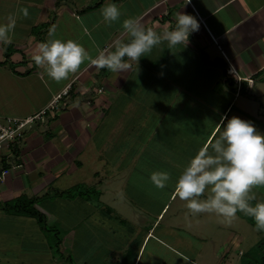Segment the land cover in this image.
I'll return each instance as SVG.
<instances>
[{
  "label": "crops",
  "instance_id": "crops-1",
  "mask_svg": "<svg viewBox=\"0 0 264 264\" xmlns=\"http://www.w3.org/2000/svg\"><path fill=\"white\" fill-rule=\"evenodd\" d=\"M109 3H115L121 11L120 19L111 25L105 23L100 14L102 7ZM21 9H27V17L22 15ZM177 12L197 15L201 21L200 30L189 37L188 43L169 48L167 42L162 41L140 60L128 61V69L110 72L107 77L101 69L87 62L79 74L88 68L92 71L77 85V90L72 84L77 76L67 78L58 87L47 85L45 68L37 67L31 59L36 46L50 39L48 32L53 26L55 33L51 39L73 40L88 53H93L94 58L100 51L114 50L117 41H130V35L122 28L125 19L139 18L145 29L150 28L162 35L175 27L174 14ZM10 14L15 15L16 25L9 33L11 43L0 42V83L5 82L13 97L5 102L0 100V121L37 114L70 84L73 87L71 94L74 91L75 94L65 101L64 110L48 118L46 125L36 126L22 141L0 151V205L21 198L35 200L36 209L47 219L50 217L56 221L53 216L59 213L62 205L65 206V200L61 197L64 192L55 189V183L67 174H78L92 152L103 157L98 153L105 147L109 148L111 141L115 140L110 131L111 120L120 125L124 118L134 114L130 112L132 108L125 106L126 103L130 106L134 103V98L127 95L132 87L135 93L143 92L153 98L160 95L167 102L195 101L201 110L197 113L167 111L166 107V111H138V123H144L145 116L150 118L154 114L152 121L157 123V131L148 136L154 142L161 139L162 144L168 145L173 141L174 134L167 132L162 135L159 129L169 117L175 122L174 115L181 117L182 124L190 122L196 127L198 135L195 138H200V132L207 130L194 155L209 141L214 142L218 138L217 130H222L220 121L225 116L251 121L258 131L264 133V0H0V23H7ZM35 31H38V37H35ZM8 53L11 56L7 58ZM132 74L137 77L133 78ZM100 78L98 95L101 97L95 103L84 101L82 95L88 93L90 82L100 81ZM138 83L142 86H137ZM125 99L128 100L126 103ZM182 107L177 106V110ZM130 124L132 128H127L128 131H136L135 121ZM120 138L118 135L117 139ZM181 138L178 134L175 136V139ZM133 157L128 168L125 166L127 160L122 162V159L117 170L98 158L97 163L101 164L99 172L90 181L82 178L80 186L88 191L92 187L101 190L111 181H126L130 172L136 169L138 156ZM5 170L9 174L4 176ZM124 190L122 185L105 192L102 188L95 194V201L88 193H82L69 201L68 205L75 207V215L73 213L67 218L76 221L77 213L85 212L88 214L85 217H89L83 222L85 227H97L100 223V229H103L107 221H91L90 218L99 215V220L105 219L103 212L113 210L103 203L102 198L106 193L122 195ZM253 191L258 201H264V187ZM52 192L56 194L54 199H46ZM171 196H174V191ZM166 207L164 205L156 215L153 227L143 228V231H149L141 238V248L136 251L135 247V251L130 252L133 246L126 243L124 247L121 241L119 249L124 253L126 264H138L145 243L160 239L155 232ZM33 221L0 211V225L8 224L16 230L14 234L24 238H31L30 230H33V234L40 236L45 253L51 258L50 243L41 231L39 233ZM89 234L93 236L91 242H95L94 232ZM73 239H69V250L77 257L83 248L80 249L76 238Z\"/></svg>",
  "mask_w": 264,
  "mask_h": 264
},
{
  "label": "rangeland",
  "instance_id": "rangeland-1",
  "mask_svg": "<svg viewBox=\"0 0 264 264\" xmlns=\"http://www.w3.org/2000/svg\"><path fill=\"white\" fill-rule=\"evenodd\" d=\"M54 13L55 11L53 15ZM34 35L38 37V31H35ZM92 54L89 51L90 57H92ZM87 62L85 61L76 73L69 75V77L77 76L72 83L74 90H77V85L80 84L81 80L88 77L87 74L92 71L88 68L82 74H79ZM13 68L16 67L13 66ZM110 72L105 69V77L109 76ZM135 77L137 76L134 75L133 78ZM45 80L47 85L58 87L67 79L55 82L50 80L45 73ZM101 80L102 78H100V81L90 82L87 89L89 94L82 95L84 101L86 99L95 103L101 97V95H98ZM140 85V83L137 84V86ZM1 89L0 100H3L2 102L13 97V93L6 89L5 82L0 83ZM133 89V87L130 88L131 91L127 92V95L134 98V103L131 106L130 103L127 104L128 98L125 99L124 103H126L125 106L132 108L130 112H134V114H130L126 119L124 118L120 125L111 120L109 126L115 140L111 141L109 148L105 147L98 153L103 157H97L95 156L97 153L92 152L88 161L83 163L84 167L78 174L75 176L67 174L54 185L55 189L58 188L64 192L61 197L65 200L63 202L65 206L62 205L59 213L53 216L56 221L48 217L49 226L56 229L49 233V239L56 241L59 237L62 241L61 252L56 253V251H53L50 258V254L45 253L46 250L44 244L40 242V236L37 233L33 234V230H30L31 238H24L23 235L14 234L16 230L11 229L8 224H3L0 225V264H126L123 260L124 253L122 249H119L121 241L124 247L126 243L133 246L130 252L135 251V247L136 251L141 248V238L149 231V229L143 231V228L148 225L153 227L155 217L158 216L164 205H167V207L157 224L159 227L155 232V236L162 240H148L149 242H146L143 246L138 264H241V261L244 263L251 262V259L262 256L257 247L259 244L264 243V231L256 230L252 218L238 212L236 218L228 223L224 218L214 213L193 215L185 207V201L171 196L177 178L186 166L187 161L196 152L201 137L205 135V132L208 133L207 130L200 132V134L202 133L200 138H195L198 135L196 127L190 122L182 124L181 117L174 115L175 122L169 117L165 121L168 124L165 125L164 123L165 126L163 125L159 129L162 135L167 132L174 134L173 141L166 145L162 144L163 140L161 139L154 142V139L150 140L148 137L149 133L157 131V123L152 121L154 114L150 118L145 116L146 121L144 123H138L140 120L138 111L146 113L147 111H166L167 107V111H194V113H197L201 110L197 107L196 102H167L162 100L160 95L153 98V96L149 97V94L143 92L135 93ZM91 92H94V95ZM74 94L75 91L71 96L73 97ZM127 95L123 94L124 97ZM169 105L171 108H169ZM179 105H183V107L177 110ZM62 110L64 109L60 111ZM134 121V125L137 127L136 131H128L129 128H132L130 123ZM177 134L183 138L175 139ZM118 135L121 137L120 139H117ZM133 156H138L136 169L133 171L131 169L127 170L131 172L126 181H111L110 185H103L100 188L101 190L103 188L105 192L106 189H112L118 185L125 187L122 195H107L106 193L105 197L102 198L103 203L113 212H103L105 219L101 218L99 220V215L90 218L91 221L104 220V223L107 221L103 229H100V223L97 224V227L96 225L91 227L90 225L93 226V224L87 222L86 224L92 229L85 227L83 222L89 218L85 217V215H88L85 212L84 214L77 213V222L67 218L73 213L75 215L74 205H68L72 199L70 196L73 189L78 186V188L81 187L82 178L90 181L92 176L99 172L101 164L97 163L98 158L105 160L111 168L117 170V166L122 159V162L125 159L127 160L125 166L128 168L129 161L133 160ZM153 172L169 173L170 180L165 188L160 189L152 184L149 177ZM81 188L87 190L84 186ZM101 190L92 187L90 191L86 192H89L88 194L95 201V194L100 193ZM55 195L52 192L51 195L45 198L53 200ZM107 207L104 208L105 211ZM121 219H124L125 222ZM57 220H59L58 223H56ZM148 222L150 223L147 224ZM33 223V225H37L40 233V226L36 221H33ZM91 231L94 232L95 237L93 243L91 242L93 236L89 234ZM73 238H76L77 244L81 246L79 248H83L82 254H78L77 257L69 250V239L72 240ZM239 239L240 241H238ZM83 241L85 242L82 243ZM69 257L71 260H67ZM259 263L258 261L255 264Z\"/></svg>",
  "mask_w": 264,
  "mask_h": 264
},
{
  "label": "clouds",
  "instance_id": "clouds-1",
  "mask_svg": "<svg viewBox=\"0 0 264 264\" xmlns=\"http://www.w3.org/2000/svg\"><path fill=\"white\" fill-rule=\"evenodd\" d=\"M20 12L28 16L27 9ZM100 14L109 25L121 17L115 3L102 7ZM174 20L175 27L159 35L145 29L139 18L125 19L122 28L130 35V41H117L114 50L100 51L94 58L73 40L51 39L55 33L53 26L48 32L50 39L36 46L31 59L37 67H44L48 78L55 82L66 80L85 61L114 73L123 71L129 68L128 61L140 60L162 41L169 48L188 43L189 37L201 27L197 15L177 12ZM15 25L14 14L7 17V23H0V42L11 43L9 33ZM220 123L222 130H217L218 138L209 141L187 161L175 182L173 198L185 201V207L193 215L214 213L228 223L238 212L243 213L254 220L257 231H264V201H258L253 191L264 187V133L251 121L238 116L222 117ZM149 179L155 187L163 189L170 175L153 172Z\"/></svg>",
  "mask_w": 264,
  "mask_h": 264
},
{
  "label": "built area",
  "instance_id": "built-area-1",
  "mask_svg": "<svg viewBox=\"0 0 264 264\" xmlns=\"http://www.w3.org/2000/svg\"><path fill=\"white\" fill-rule=\"evenodd\" d=\"M72 89L71 84L65 87L46 108L33 116L24 119L8 117L0 121V151H3L5 147L22 141L34 127L46 125L50 116L56 115L61 109L66 107L65 101L70 97ZM8 174V170L3 171L4 176Z\"/></svg>",
  "mask_w": 264,
  "mask_h": 264
},
{
  "label": "trees",
  "instance_id": "trees-1",
  "mask_svg": "<svg viewBox=\"0 0 264 264\" xmlns=\"http://www.w3.org/2000/svg\"><path fill=\"white\" fill-rule=\"evenodd\" d=\"M10 54L11 53L7 54V58L11 56ZM101 71L102 74L105 73V69H101ZM86 191L88 190H85L84 188L81 187L75 188L73 189L72 195L70 197L74 199L77 196L81 195L82 193H89ZM35 205H36L35 200H28L27 198H21L14 202L0 205V211L5 212L6 214L12 216H21V217L34 219L37 222V224L40 226L41 232L44 233V235L47 237L52 251H56V253H60L62 248V241L59 239V237L58 239H56V241L49 239V233L56 230L55 227L49 226L46 215L40 212L39 210H37ZM253 225L255 226V222L253 223ZM257 248H259L258 250L262 256H260V258L251 259L250 260L251 262L244 263L241 261V264H255L258 261L260 262L259 264H264V243L259 244ZM67 260H71L70 257Z\"/></svg>",
  "mask_w": 264,
  "mask_h": 264
}]
</instances>
